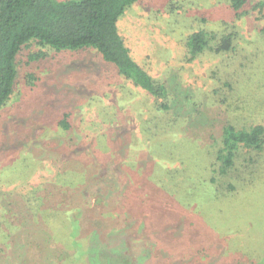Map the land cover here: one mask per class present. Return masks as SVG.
<instances>
[{
	"label": "rangeland",
	"instance_id": "rangeland-1",
	"mask_svg": "<svg viewBox=\"0 0 264 264\" xmlns=\"http://www.w3.org/2000/svg\"><path fill=\"white\" fill-rule=\"evenodd\" d=\"M195 1L139 0L128 8L118 28L132 57L156 77L177 75L179 82L204 89L218 84L229 100L224 117L228 109L245 110L243 118L264 123L263 21L251 8L258 0H250L249 13L240 19L222 2L199 0L214 9L209 29L221 30L223 20L234 25L235 50L208 51L187 61L185 37L194 25ZM17 63L16 87L0 106V264H69L67 255H80L85 236L82 222L74 220L86 213L87 221L103 219L105 228L133 218L128 230L145 245L139 264H264V180L241 197L210 202L211 187L201 180L207 135L178 128L174 144L164 140L152 147L146 129L152 97L94 48L57 51L34 42L21 50ZM30 73L36 84H28ZM68 110L72 126L64 131L58 122ZM166 167L184 175L171 181L164 173L160 179L176 193L170 198L154 179ZM181 201L194 210L206 205L196 229L190 228L192 250L188 239L181 240L186 250L174 234L194 220L178 216ZM143 208L146 217L133 226ZM70 232L78 238L67 246ZM56 246L63 260L53 253Z\"/></svg>",
	"mask_w": 264,
	"mask_h": 264
},
{
	"label": "trees",
	"instance_id": "trees-1",
	"mask_svg": "<svg viewBox=\"0 0 264 264\" xmlns=\"http://www.w3.org/2000/svg\"><path fill=\"white\" fill-rule=\"evenodd\" d=\"M137 1L139 0H0V106L9 99L16 87L17 58L24 47L35 42L41 47L57 51L94 48L104 60L116 66L120 75L152 97L146 128L147 141H150L152 147H156L159 141L164 140H167L169 145L174 144L178 128L182 133H186L185 129L190 128L194 134L202 132L207 135L208 146L204 152L207 161L203 167L205 173L200 179L202 178L203 185L211 187L210 202L225 198L231 200L239 193L241 197L244 192L253 191L255 185L264 180V123L257 118V120L243 118L245 110L237 114L228 109V116L224 117L223 107L228 105L229 100L218 84L211 83L204 89L197 82H179L180 78L177 75L168 78L156 77L146 71L132 57L118 28L119 19ZM217 2L219 4L222 2L236 19L247 15L251 8L257 10L263 21L261 37L264 38V0H258L251 8L250 0ZM193 3L194 7L190 13L192 10L195 12L191 21L194 25L192 32L185 37V59L192 61L208 51L214 54L234 51L238 34L236 29H233L234 25L223 20L221 23L225 25H222L221 30L209 29L207 21L214 9L203 6L199 0ZM28 78L29 85L36 84L37 77L34 74L30 73ZM71 115V110H68L59 120L58 126L62 130L67 131L71 128L72 123L68 121ZM161 171L163 172L161 177L154 176L156 184H161L160 179L164 178V173L169 175L167 178L171 181L184 176L179 175L180 170L177 167L174 169L166 167ZM73 179H68V184L72 185ZM225 185L227 187H224ZM160 187L164 190L165 198H170L167 194L176 195L175 192L169 193L170 186L161 184ZM196 195L198 196L197 193ZM128 196L126 201L130 205ZM188 196L189 202L193 203L190 193ZM194 200L196 201V198ZM184 205L183 208L178 207L180 211L178 216H181V213L191 217L193 215L194 220L186 222L189 228L183 224L182 231L180 226L175 229L174 234L179 235L176 238L177 242L182 243L181 240L188 239L189 250H192L194 244L190 228L196 229L198 212L206 205L198 203L195 210L190 208L192 205ZM155 211L159 213V209ZM146 212L143 208L136 221L134 218L133 226L144 220ZM90 215L91 213H86L84 219L82 215H78L74 220L76 225L82 222L85 236L79 239L80 255L77 252L78 257L75 254L76 257L72 259L69 254L67 255L69 264L140 263L144 254L142 246L145 245L143 241H137L134 234L128 230L132 226L130 221L133 218L122 219L125 222L117 221L114 226L112 223L105 228L101 222L103 219L96 217L98 221L95 223V219L91 220V217L87 221ZM87 225L90 228L88 232ZM93 231L97 234V239H90ZM71 234L70 232V237L67 238V246L78 238L76 235L71 238ZM91 241L93 247L90 245ZM27 244L30 245V242ZM184 248L188 250L185 246ZM60 250L61 248L56 246L53 253L63 260L65 255ZM153 250L156 252L155 248ZM153 250L149 254H153ZM37 264H44V261Z\"/></svg>",
	"mask_w": 264,
	"mask_h": 264
}]
</instances>
